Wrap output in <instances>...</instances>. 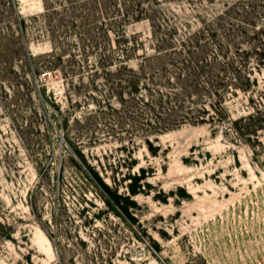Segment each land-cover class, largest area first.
<instances>
[{
  "label": "rangeland",
  "instance_id": "rangeland-1",
  "mask_svg": "<svg viewBox=\"0 0 264 264\" xmlns=\"http://www.w3.org/2000/svg\"><path fill=\"white\" fill-rule=\"evenodd\" d=\"M82 1L50 0L46 21L43 0H0V264H264L258 55L249 88L226 89L224 121L149 133L101 67L134 36L133 66L161 36L216 53L240 21L206 23L235 0H141L138 21L106 14L133 0Z\"/></svg>",
  "mask_w": 264,
  "mask_h": 264
},
{
  "label": "trees",
  "instance_id": "trees-1",
  "mask_svg": "<svg viewBox=\"0 0 264 264\" xmlns=\"http://www.w3.org/2000/svg\"><path fill=\"white\" fill-rule=\"evenodd\" d=\"M84 1L89 0L82 2ZM101 1L104 5L116 2ZM9 2L15 9L16 0ZM43 2L45 10L42 16L48 21L52 18L53 6L50 0ZM132 3L136 8L125 4L123 10L116 2L114 8L106 14L108 17L121 15L124 21H138L149 17V12L142 7L141 0H133ZM263 9L264 0L227 2L226 7L206 25H218L232 16L237 17L240 23L236 26L231 23L226 42L220 43L218 52L213 54H208L206 44L201 42L200 36L194 35L179 44L168 37H156L152 42L155 52L151 55L143 54L136 66L131 65L130 60L135 56V49L143 45L138 38L134 36L131 42L128 40L117 54L110 47V51L104 54L101 61V67L106 73L105 86L115 94L121 107L129 103L136 109L137 120L148 133L169 130L185 121L193 124L210 121L211 126L221 123L228 116L224 102L226 89L232 88H228L229 84L242 90L248 89L251 84L249 70L247 71L250 54L254 52L258 55V61L264 63ZM18 21L20 29L25 31L27 19L19 14ZM200 34L202 35L201 32ZM236 35H240L237 38L240 46L235 44ZM242 42L251 44L250 51L244 50ZM235 55L241 58L237 60ZM229 68L234 74L227 78ZM211 95L212 106L216 107L214 113L205 106L206 97ZM236 129L241 133L239 127L236 126ZM96 178L108 188L98 174Z\"/></svg>",
  "mask_w": 264,
  "mask_h": 264
}]
</instances>
